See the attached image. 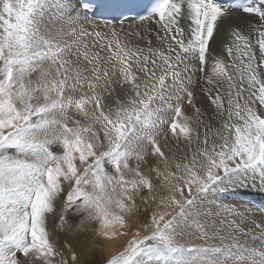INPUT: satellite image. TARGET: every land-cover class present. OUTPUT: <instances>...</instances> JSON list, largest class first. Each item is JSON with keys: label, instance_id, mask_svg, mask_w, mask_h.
I'll return each mask as SVG.
<instances>
[{"label": "snow or ice", "instance_id": "snow-or-ice-1", "mask_svg": "<svg viewBox=\"0 0 264 264\" xmlns=\"http://www.w3.org/2000/svg\"><path fill=\"white\" fill-rule=\"evenodd\" d=\"M0 264H264V0H0Z\"/></svg>", "mask_w": 264, "mask_h": 264}]
</instances>
